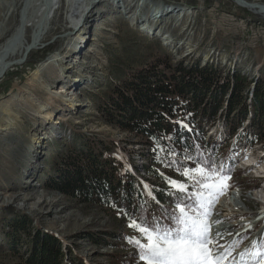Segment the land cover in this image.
I'll return each instance as SVG.
<instances>
[{
    "label": "rangeland",
    "instance_id": "rangeland-1",
    "mask_svg": "<svg viewBox=\"0 0 264 264\" xmlns=\"http://www.w3.org/2000/svg\"><path fill=\"white\" fill-rule=\"evenodd\" d=\"M141 1L148 7L139 8V19L113 11L110 8L112 0L98 1L93 9L96 12L94 20L91 25H86L87 29L89 26L87 32L77 28L71 29L73 23L63 3L59 19L51 24L54 32L45 38L39 49L30 52L24 64L12 67L5 76L2 74L0 233L7 231L4 225L9 219L8 216L24 214L31 218L34 229L59 236L74 255L83 258L86 264H141L135 248L121 249L116 246L121 240L105 235L117 232L124 240L121 233L127 231L125 224H120L119 219L113 218V214L105 213L97 207L78 205L67 197L48 190L46 182L53 177L54 158L56 159L65 147L76 142L77 136L98 137L106 143L114 140L124 149L125 158L135 163L136 170L133 172L137 178L161 183L144 168L150 164L149 150L135 137L103 122L97 110L107 88L119 85V73L126 68L129 70L147 65V56L153 52L154 43L159 44L162 52L176 61L187 59L199 61L202 65L213 64L224 72L239 69L254 78L260 74L264 75V26L261 25L264 23V15L253 13L255 19L249 20L243 11L246 8H233L231 5L234 2L230 0H213L215 4L212 7L209 2L204 3L203 0ZM246 1L264 5V0ZM16 2V8L6 22H3L4 16H0V28L3 24L0 44L20 24L29 0ZM100 10H105L104 17L97 13H101ZM223 10L232 11L240 17ZM154 12L157 16L154 20L151 18V28L140 30L148 16ZM252 21L256 23H251ZM50 46L56 47V51L33 68H27L28 63ZM72 49L77 52L70 54L77 55L73 56V59L70 55L67 63H77L80 78L71 74V77L66 79L71 81L64 84L65 91H68L66 94L60 91L63 83L58 81L60 83L55 84L54 77L58 75L64 79L66 76L62 74L63 63L65 55ZM47 62L54 64L53 71L44 78L46 82L39 80L34 74L36 68ZM34 84L41 85L40 89L33 88ZM208 136L223 147L225 158L235 164V171H241V179L248 178L259 185L254 191H251L253 184L247 188L248 191L237 189L233 199L228 194L222 196L212 219L229 216L230 211L227 209L232 201L241 206L239 212H249L247 206L253 209V213L261 211V205L254 199V194L264 187H261L264 179L259 178L264 177V149H261L260 145L253 148L246 145L232 148L231 140L228 145L224 144L226 127L223 122L211 127ZM250 163L255 164L254 167L247 168L246 164ZM130 168L133 169L131 166ZM160 170L166 173L169 171L161 166ZM17 195H20L19 199ZM239 196L245 198L240 201ZM27 197L30 198L24 200ZM222 209L228 212L221 214ZM259 220L260 218L256 217L246 223L245 219L234 222L244 223L241 231L234 230L231 223L219 224L213 228V233L220 227L232 228L233 230L228 231L231 234L225 236H230L227 238L228 242L240 239L239 232H248V245L234 253L238 257L240 252L245 251L246 247L251 248L258 239L264 240V235L260 237L261 232L264 233V225L256 232L253 231L254 222ZM88 234L95 237L88 238ZM99 239H103L105 244H99ZM0 243H4V240ZM25 248L26 243L22 245V251ZM108 255L115 257L110 258ZM2 263L3 260H0V264ZM65 263L70 264L68 259Z\"/></svg>",
    "mask_w": 264,
    "mask_h": 264
},
{
    "label": "trees",
    "instance_id": "trees-1",
    "mask_svg": "<svg viewBox=\"0 0 264 264\" xmlns=\"http://www.w3.org/2000/svg\"><path fill=\"white\" fill-rule=\"evenodd\" d=\"M203 1L209 2L210 7L215 4L213 0ZM231 6L239 8L235 3ZM243 11L247 19H255L253 12ZM154 44L153 52L147 56V65L126 68L119 73V85L107 88L97 110L103 122L135 137L149 150L150 164L144 168L161 183L137 178L133 172L135 163L125 158L118 142L106 143L89 135L77 136L76 142L58 153L52 164L53 177L46 182L48 190L78 205L97 207L113 214L120 224H125L127 231L121 233L124 240L117 232L105 235L121 240L116 246L126 250L134 248L129 240L137 236L128 226L130 216H143L149 222L157 218L168 223L166 211L174 209L176 195L172 194L161 173L177 181L184 178L161 163L162 158L166 162L170 159L167 150H173L176 159L190 168L195 165L183 161L184 155L199 159L198 154L203 153L205 159L214 160L217 165L223 162L231 169L230 188L247 189L253 184V189L258 186L256 181L241 179V172L234 170L235 164L225 158L223 147L208 136V131L223 122L226 127L224 144L228 145L231 140L232 148L260 145L264 149L263 74L254 78L239 69L224 72L213 64L202 65L187 59L176 61L163 53L159 44ZM56 49L50 46L41 51L27 68L44 61ZM161 148L166 151L161 153ZM160 166L169 171L162 172ZM8 217L4 225L7 231L0 233V241L4 240L0 243L2 264H67L66 259L70 264H86L59 236L34 229L31 218L24 214ZM92 237L95 236L88 234V238ZM98 242L105 244L103 239ZM24 243L26 248L22 251Z\"/></svg>",
    "mask_w": 264,
    "mask_h": 264
},
{
    "label": "snow or ice",
    "instance_id": "snow-or-ice-1",
    "mask_svg": "<svg viewBox=\"0 0 264 264\" xmlns=\"http://www.w3.org/2000/svg\"><path fill=\"white\" fill-rule=\"evenodd\" d=\"M165 151L160 149L161 153ZM167 155L170 159L166 162L162 158L161 163L184 178L177 181L161 173L176 195L174 209L166 211L168 223L157 218L149 222L143 216L129 217L128 226L137 234L129 242L141 264H264V240L253 243L237 257L234 253L241 241L221 243L231 233H213V228L223 223L212 217L220 198L231 187L227 183L231 169L223 162L217 165L214 160L205 159L203 153L198 154L199 159L183 156V161L195 165L191 168L178 161L173 150H167Z\"/></svg>",
    "mask_w": 264,
    "mask_h": 264
},
{
    "label": "bare ground",
    "instance_id": "bare-ground-1",
    "mask_svg": "<svg viewBox=\"0 0 264 264\" xmlns=\"http://www.w3.org/2000/svg\"><path fill=\"white\" fill-rule=\"evenodd\" d=\"M98 1H102V0H29L27 6L25 7V11L23 12V17L21 19L20 24L15 29V31L3 43L0 44V74L3 73V76H5V74L12 67L17 66V65H10V64L14 63L15 61H17L19 59H22L26 50L29 47H33V49H31V51L37 50L40 48V45H42L45 38L49 34L54 32V29L51 28V24L55 23L59 19V14H60V11L63 7V3L67 7V10H68L67 13L69 15L68 16L69 19L72 20V23H73L71 29L77 28L79 30L82 29L84 32H87V30L89 31V26L87 29L86 25L92 24V22L95 18V13H96L95 11H93V9L95 8V5H96V3H98ZM230 1L235 3L234 0H230ZM245 1L242 0L241 2H245ZM246 2H248V1H246ZM16 3H17L16 0H0V11H1L0 16H4L3 22H6L5 20H7L13 14V12L16 8ZM106 3H109V1L108 2L106 1ZM249 3H251V2H249ZM143 7L146 8L148 6L146 5L145 2H142L141 0H112L110 8L113 9V11H120L121 13H125L127 15H132V18L139 19L140 14H137V11L139 10V8H143ZM100 11H102V12L101 13L97 12V13L100 15V17H104L105 16L104 15L105 10H100ZM256 11H258V9ZM258 13L264 15V11L261 9H259ZM156 14L157 13L154 12L153 14H150V16H148V18L146 19L147 25H148V23L149 24L152 23V21H151L152 17H153L152 20L156 19V16H157ZM2 26H3V24H1L0 31L3 29ZM4 26H5V24H4ZM141 30L145 31V30H148V28L145 27ZM0 38H2V37H0ZM30 52H29V54H31ZM73 52H77V50L76 49L69 50L67 52V54L65 55V62L63 63V73H62L63 75L66 74V76H64V79H62L63 77L60 78L58 75H56V76L59 78L54 77V83L55 84L58 81H61L63 83L61 85L60 91L62 93L65 92L66 94L68 93V91L67 90L65 91L64 84H65V82L67 84L71 83V81H66V79L68 77H71L70 76L71 74L72 75L76 74V76L78 75L77 63H72L69 65L67 63V61L69 62L70 55H71L72 59H73V56L77 55V53L70 54ZM53 64L54 63L51 64L49 62H47L45 64H41L38 68H36L34 75L38 76L39 80L42 79L43 81H46L44 78H46L47 75L50 74L51 71H53V69H52ZM9 65H10V67H8ZM5 67H6V70L4 72H2ZM72 77H74V76H72ZM78 77H79V75H78ZM58 83H60V82H58ZM40 87H41V85L39 86V85L34 84L33 88L40 89ZM254 196H255V198H254L255 200H257L258 202L264 203V187L261 190H258L254 194ZM19 198H20V195H17V199H19ZM29 198L30 197H27L24 200H27ZM239 208H240V206H239ZM232 228H230V227L229 228L228 227L221 228L220 227V228H217L216 230L219 229L218 231H220V232H228ZM261 235H264V233L261 232ZM258 242H259V239L256 243H258Z\"/></svg>",
    "mask_w": 264,
    "mask_h": 264
},
{
    "label": "water",
    "instance_id": "water-1",
    "mask_svg": "<svg viewBox=\"0 0 264 264\" xmlns=\"http://www.w3.org/2000/svg\"><path fill=\"white\" fill-rule=\"evenodd\" d=\"M234 1H235V3L238 6H242V7L246 8V9H248L249 11H252L255 14H259L258 13L259 12V9H261V10L264 11V5H262V4L249 3V2H246L245 0H243L245 2H241L242 0H234ZM257 9H258V11H256ZM31 49H33V47H29L26 50V52H25V54H24V56H23L22 59H19V60L15 61L14 63H11L10 65H22V64H24L27 61V58H28V55H29V52L31 51ZM10 65L8 67H10ZM5 70H6V67L4 68V70L2 72H4ZM2 74H0V79L2 77Z\"/></svg>",
    "mask_w": 264,
    "mask_h": 264
}]
</instances>
